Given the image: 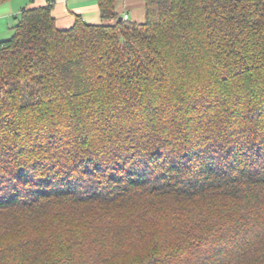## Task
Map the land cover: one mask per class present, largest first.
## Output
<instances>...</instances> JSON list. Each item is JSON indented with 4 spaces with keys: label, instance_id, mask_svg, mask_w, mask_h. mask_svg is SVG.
Returning a JSON list of instances; mask_svg holds the SVG:
<instances>
[{
    "label": "trees",
    "instance_id": "obj_1",
    "mask_svg": "<svg viewBox=\"0 0 264 264\" xmlns=\"http://www.w3.org/2000/svg\"><path fill=\"white\" fill-rule=\"evenodd\" d=\"M48 1L0 40V264H264V0Z\"/></svg>",
    "mask_w": 264,
    "mask_h": 264
},
{
    "label": "crops",
    "instance_id": "obj_2",
    "mask_svg": "<svg viewBox=\"0 0 264 264\" xmlns=\"http://www.w3.org/2000/svg\"><path fill=\"white\" fill-rule=\"evenodd\" d=\"M48 3V0H33L29 7L43 6ZM115 7L122 17L127 15L128 19L135 22H144L146 20L145 0H117ZM11 10L18 11L15 7H12ZM53 14L60 29L71 27L77 15H81L90 23H100L102 21L98 0H55ZM19 16L20 14L18 15L17 12L15 18ZM3 33V31H0V40H4V37H7L2 36Z\"/></svg>",
    "mask_w": 264,
    "mask_h": 264
},
{
    "label": "rangeland",
    "instance_id": "obj_3",
    "mask_svg": "<svg viewBox=\"0 0 264 264\" xmlns=\"http://www.w3.org/2000/svg\"><path fill=\"white\" fill-rule=\"evenodd\" d=\"M32 1L33 0H7L5 2H0V31L4 32L2 36H7L4 37V40L10 39L15 33V27L20 20V16L18 18H15L17 12L19 15L22 11V8L29 7ZM12 7L17 8L18 11H12ZM30 87L34 89V85L25 86V100L28 99L30 97V94L32 93V88Z\"/></svg>",
    "mask_w": 264,
    "mask_h": 264
},
{
    "label": "built area",
    "instance_id": "obj_4",
    "mask_svg": "<svg viewBox=\"0 0 264 264\" xmlns=\"http://www.w3.org/2000/svg\"><path fill=\"white\" fill-rule=\"evenodd\" d=\"M125 19H127V15H125V17H124Z\"/></svg>",
    "mask_w": 264,
    "mask_h": 264
}]
</instances>
